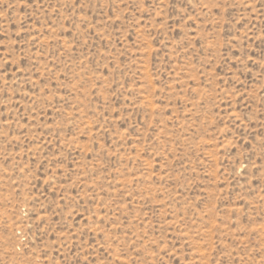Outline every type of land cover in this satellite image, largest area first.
<instances>
[{
	"label": "rangeland",
	"instance_id": "obj_1",
	"mask_svg": "<svg viewBox=\"0 0 264 264\" xmlns=\"http://www.w3.org/2000/svg\"><path fill=\"white\" fill-rule=\"evenodd\" d=\"M0 264H264V0H0Z\"/></svg>",
	"mask_w": 264,
	"mask_h": 264
}]
</instances>
